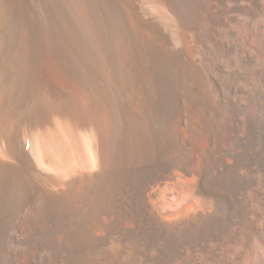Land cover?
I'll use <instances>...</instances> for the list:
<instances>
[{
  "label": "bare ground",
  "instance_id": "obj_1",
  "mask_svg": "<svg viewBox=\"0 0 264 264\" xmlns=\"http://www.w3.org/2000/svg\"><path fill=\"white\" fill-rule=\"evenodd\" d=\"M0 264H264V0H0Z\"/></svg>",
  "mask_w": 264,
  "mask_h": 264
}]
</instances>
